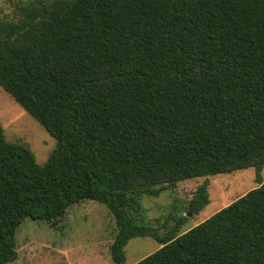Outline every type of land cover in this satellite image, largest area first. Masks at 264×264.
Segmentation results:
<instances>
[{"label":"trees","instance_id":"1","mask_svg":"<svg viewBox=\"0 0 264 264\" xmlns=\"http://www.w3.org/2000/svg\"><path fill=\"white\" fill-rule=\"evenodd\" d=\"M0 88L55 140L39 164L0 122V264L25 219L55 227L85 200L113 217V264L145 237L160 246L134 264H264V181L183 233L130 214L264 166V0H27L0 17ZM208 202L203 183L186 212Z\"/></svg>","mask_w":264,"mask_h":264},{"label":"rangeland","instance_id":"2","mask_svg":"<svg viewBox=\"0 0 264 264\" xmlns=\"http://www.w3.org/2000/svg\"><path fill=\"white\" fill-rule=\"evenodd\" d=\"M27 0H0V17L13 18ZM0 122L8 142L27 146L43 164L55 140L0 88ZM264 181V166L229 174L178 182L158 197H142L130 212L135 223L163 233L186 217L179 233L203 222L238 197ZM207 184L208 204L197 214L186 212V202L196 187ZM115 233L114 220L105 206L85 200L70 206L55 227L44 221L25 219L17 228L16 258L8 264H113L109 245ZM151 238L131 239L125 247L124 264H134L159 248Z\"/></svg>","mask_w":264,"mask_h":264}]
</instances>
